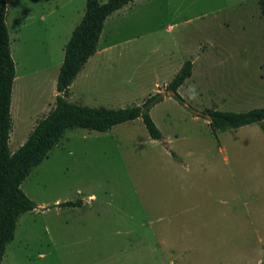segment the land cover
<instances>
[{"label":"rangeland","instance_id":"1","mask_svg":"<svg viewBox=\"0 0 264 264\" xmlns=\"http://www.w3.org/2000/svg\"><path fill=\"white\" fill-rule=\"evenodd\" d=\"M86 1L7 0L16 66L11 151L53 107ZM105 46L68 99L121 108L161 92L150 114L162 138L141 117L108 131L68 129L22 183L36 208L20 216L1 264L263 262L264 121L214 133L205 115L264 107L259 0H134L106 19ZM186 60L193 72L180 102L166 86ZM209 182L216 191L201 193Z\"/></svg>","mask_w":264,"mask_h":264},{"label":"trees","instance_id":"2","mask_svg":"<svg viewBox=\"0 0 264 264\" xmlns=\"http://www.w3.org/2000/svg\"><path fill=\"white\" fill-rule=\"evenodd\" d=\"M134 0H87L82 20L72 31L65 46V54L57 80V95L53 107L37 121L25 142L14 152L10 150L13 126L12 93L16 66L11 52V39L6 23L7 0H0V264L7 245L15 237L20 216L36 208V203L24 192L22 183L34 167L39 165L68 129L81 127L108 131L113 126L141 117L149 135L161 139L162 132L151 117V107L163 99L158 92L142 104L121 108L92 107L68 99L70 87L88 59L98 50L106 19ZM264 17V0H259ZM193 61L186 60L167 84L170 95L184 102L179 87L192 75ZM214 133L251 123H263L264 107L247 111L205 110ZM82 200H68L59 206L75 207ZM264 264V261L259 263Z\"/></svg>","mask_w":264,"mask_h":264},{"label":"crops","instance_id":"3","mask_svg":"<svg viewBox=\"0 0 264 264\" xmlns=\"http://www.w3.org/2000/svg\"><path fill=\"white\" fill-rule=\"evenodd\" d=\"M7 10H8V3H7ZM7 17V16H6ZM74 30V29H73ZM99 45V44H98ZM109 48V46H105V47H102V48H99L98 47V50H97V52L94 54V55H103V53L105 52V51H107V49ZM94 55H92L91 57H93ZM91 57L88 59V61L85 63V65L87 64V63H89V60L91 59ZM63 62V61H62ZM83 70L81 69V71L78 73V75L82 72ZM56 95H57V86H56V92H55V98H56ZM54 101H55V99H54ZM27 139V138H26ZM25 139V140H26ZM25 140L23 141V143L25 142ZM22 143V144H23ZM12 152H14V151H12ZM198 184V183H197ZM201 187L199 188V189H201L200 190V192L201 193H203V192H209L210 190H209V188H211V191H216V182H209L208 183V186H204V183L203 184H201L200 185ZM207 187H209V188H207ZM199 189H198V191H199ZM94 197H95V195L94 194H91V195H89V200H94ZM57 203L59 202V200H57L56 201ZM60 203V202H59Z\"/></svg>","mask_w":264,"mask_h":264}]
</instances>
